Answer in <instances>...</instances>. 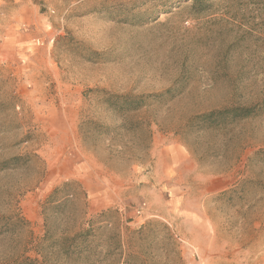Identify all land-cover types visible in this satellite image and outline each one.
<instances>
[{
    "label": "rangeland",
    "instance_id": "obj_1",
    "mask_svg": "<svg viewBox=\"0 0 264 264\" xmlns=\"http://www.w3.org/2000/svg\"><path fill=\"white\" fill-rule=\"evenodd\" d=\"M263 150L264 0H0V264H264Z\"/></svg>",
    "mask_w": 264,
    "mask_h": 264
},
{
    "label": "trees",
    "instance_id": "obj_2",
    "mask_svg": "<svg viewBox=\"0 0 264 264\" xmlns=\"http://www.w3.org/2000/svg\"><path fill=\"white\" fill-rule=\"evenodd\" d=\"M170 91H167L163 94L155 95V97H162L166 94H169ZM114 98H121L124 100L122 106H127L130 110H140L144 105V97H129V96H115ZM261 104L256 105H250V106H228L225 108H222L220 110H214L210 112L203 113L201 115L195 116L193 118V121H195V125L202 129H211V130H217L222 127L229 126L231 124H235L239 121H244L256 114V110L260 107ZM115 107L116 103L114 104ZM264 153V150L262 151ZM37 155H31V154H25L22 156H15L1 164L2 169H9V168H21L22 166L29 165L33 162V159H37ZM75 183H65L63 185L64 189H69L72 187ZM60 189L55 190L53 194L48 198L46 205H52L53 199L56 193H58ZM19 222L23 223L24 225H29V222L26 221L23 218L18 219ZM93 222H91L92 224ZM93 229L92 227L88 230H82L76 234H74L71 237H66L64 239L65 245H64V251L67 254H75L77 252H82L84 245L88 242V239L92 235ZM26 261H30L26 259Z\"/></svg>",
    "mask_w": 264,
    "mask_h": 264
},
{
    "label": "crops",
    "instance_id": "obj_3",
    "mask_svg": "<svg viewBox=\"0 0 264 264\" xmlns=\"http://www.w3.org/2000/svg\"><path fill=\"white\" fill-rule=\"evenodd\" d=\"M228 188V186H226Z\"/></svg>",
    "mask_w": 264,
    "mask_h": 264
}]
</instances>
